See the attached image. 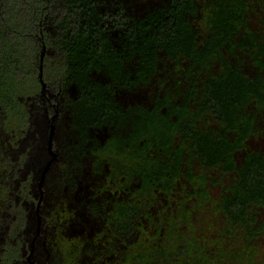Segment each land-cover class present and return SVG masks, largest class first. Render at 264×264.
I'll return each mask as SVG.
<instances>
[{
  "label": "trees",
  "instance_id": "1",
  "mask_svg": "<svg viewBox=\"0 0 264 264\" xmlns=\"http://www.w3.org/2000/svg\"><path fill=\"white\" fill-rule=\"evenodd\" d=\"M161 74L149 105L117 101ZM33 104L65 113L77 177L88 167L113 196L91 204L90 248L58 199L46 264H264V152L247 151L264 111V0H166L139 19L98 0H0V264L27 262ZM67 170L60 187H77ZM211 173L232 178L217 199Z\"/></svg>",
  "mask_w": 264,
  "mask_h": 264
},
{
  "label": "rangeland",
  "instance_id": "2",
  "mask_svg": "<svg viewBox=\"0 0 264 264\" xmlns=\"http://www.w3.org/2000/svg\"><path fill=\"white\" fill-rule=\"evenodd\" d=\"M165 2L166 0H98L101 11L112 12L117 6L121 5L128 15L136 19L144 17L164 5ZM250 23L255 26L257 18L253 17ZM162 66L165 70L173 68L165 62ZM97 78L100 79V76ZM162 80L163 75L161 74L147 86L140 89L118 91L116 99L124 107L147 106ZM31 114L29 134L20 146L21 152L27 151L28 155L22 176L27 172L32 174V196L35 201L41 198L42 203L38 212L39 220L35 214L36 205L34 203L25 205L28 212V223L24 236L28 250L24 255L27 258L26 264H46L48 258L47 239L52 235V227H50L46 219L55 209L56 204L59 203L58 199L64 198L69 206L68 213L73 220L69 225L68 231L73 236H81L87 247L90 248L92 240L98 236L101 230V222L92 210L91 204H94L98 210L102 205H106V208H108L113 196L108 193H99L98 188L102 185V181L92 177L88 167L84 170L86 172H83L85 176L77 177L80 168L77 164H72L70 158L69 152L73 143V133L70 131L65 113L59 112V114L54 116L49 113L48 115L40 106L33 104L31 106ZM256 117V136L249 140L247 151L261 153L264 152V111L257 113ZM51 131L50 140L53 145L54 161H52V155L48 151V140ZM243 155L244 153L237 155V162L242 160ZM62 167H65L66 170L68 168L67 174L71 175L72 178L75 177L76 183H78V186L75 187L76 189L69 185L64 188L60 187ZM46 169L47 171L44 173ZM209 176L218 180V184L210 188L211 197L217 199L230 184L232 178L230 176L222 177L216 173H211ZM260 216H263V212H260ZM207 221L208 223H214L215 220L210 215ZM38 229L39 236L37 240H34ZM259 247L263 253L264 242H261ZM83 257L87 264L92 262L91 255L83 253Z\"/></svg>",
  "mask_w": 264,
  "mask_h": 264
},
{
  "label": "water",
  "instance_id": "3",
  "mask_svg": "<svg viewBox=\"0 0 264 264\" xmlns=\"http://www.w3.org/2000/svg\"><path fill=\"white\" fill-rule=\"evenodd\" d=\"M40 76H41V73H40ZM51 136H52V131H51V133H50L49 140H48V151H49V153L52 155V153H51V147H52V146H51V140H50ZM52 161H54V157H53V155H52ZM46 171H47V169L44 171V173H46ZM40 183H41V182H40ZM40 203H41V198L39 199V201H38V203H37L36 211H35V214H36L37 219L39 218V217H38V212H39V206H40Z\"/></svg>",
  "mask_w": 264,
  "mask_h": 264
}]
</instances>
